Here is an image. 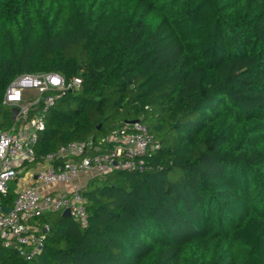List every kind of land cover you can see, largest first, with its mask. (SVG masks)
<instances>
[{
  "label": "trees",
  "instance_id": "16d2710c",
  "mask_svg": "<svg viewBox=\"0 0 264 264\" xmlns=\"http://www.w3.org/2000/svg\"><path fill=\"white\" fill-rule=\"evenodd\" d=\"M41 72L82 84L55 97L38 160L132 121L160 149L90 180L86 226L46 213L43 253L2 246L0 264H264V0H0L8 128L7 87Z\"/></svg>",
  "mask_w": 264,
  "mask_h": 264
},
{
  "label": "built area",
  "instance_id": "2783aa9c",
  "mask_svg": "<svg viewBox=\"0 0 264 264\" xmlns=\"http://www.w3.org/2000/svg\"><path fill=\"white\" fill-rule=\"evenodd\" d=\"M82 80L68 81L56 72L23 73L7 87L2 105L12 110L11 126L0 123V248L10 246L19 256L32 261L45 248L42 228L32 221L49 212L64 214L83 226L88 223L84 186L67 185L83 173L104 177L115 168L142 173L150 169L146 158L160 144L142 122L117 128L100 140L74 141L38 160L36 145L46 128V113L55 97L67 90H79ZM60 94V95H58ZM17 113L13 114V110ZM4 118L0 111V121ZM35 164L30 186L14 191L18 169ZM14 195L12 202L5 200ZM11 208L5 213L2 208Z\"/></svg>",
  "mask_w": 264,
  "mask_h": 264
},
{
  "label": "crops",
  "instance_id": "0c3cea01",
  "mask_svg": "<svg viewBox=\"0 0 264 264\" xmlns=\"http://www.w3.org/2000/svg\"><path fill=\"white\" fill-rule=\"evenodd\" d=\"M35 164L29 165L25 164L21 168L18 169V180H16L14 183L16 184L15 188L12 189L13 192L17 191L18 189H21L23 187L30 186L32 183L34 176H35ZM23 174L22 177L19 175ZM93 178V174L91 173H83L80 175V177L76 180H74L72 183L67 185L68 189H75L76 187L85 186L86 183H89L90 179Z\"/></svg>",
  "mask_w": 264,
  "mask_h": 264
},
{
  "label": "water",
  "instance_id": "95a60500",
  "mask_svg": "<svg viewBox=\"0 0 264 264\" xmlns=\"http://www.w3.org/2000/svg\"><path fill=\"white\" fill-rule=\"evenodd\" d=\"M17 109H14L13 110V114H16L17 113ZM137 121H132L131 124L135 123ZM100 128V127H99ZM2 210L5 212V213H10L11 212V208H5L3 207ZM64 217H70V214H69V211H66L64 214H63Z\"/></svg>",
  "mask_w": 264,
  "mask_h": 264
},
{
  "label": "rangeland",
  "instance_id": "374dc122",
  "mask_svg": "<svg viewBox=\"0 0 264 264\" xmlns=\"http://www.w3.org/2000/svg\"><path fill=\"white\" fill-rule=\"evenodd\" d=\"M0 123L2 124V127H3V128H5V129L8 128V127L6 126L7 123H6V120H5L4 118L1 119ZM19 176L22 177L23 174H20ZM93 178H95V177H93ZM93 178H91L90 180H92ZM89 182H90V181H89ZM86 184L88 185V183H86ZM87 185H86V186H87ZM15 186H16V184H15V183H12V185H11V189H14ZM84 187H85V186H84Z\"/></svg>",
  "mask_w": 264,
  "mask_h": 264
}]
</instances>
